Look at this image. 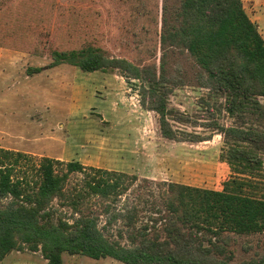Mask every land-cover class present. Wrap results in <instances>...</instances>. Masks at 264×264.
<instances>
[{
	"label": "trees",
	"instance_id": "obj_1",
	"mask_svg": "<svg viewBox=\"0 0 264 264\" xmlns=\"http://www.w3.org/2000/svg\"><path fill=\"white\" fill-rule=\"evenodd\" d=\"M159 43L161 55L152 62L108 57L88 46L53 50L50 66L119 69L127 81L138 80L141 105L157 113L161 135L176 141L188 140L173 124L186 117L169 106V94L179 86L221 94L232 116L263 113L264 37L243 0H163ZM209 127L231 142L224 158L235 175L221 189L144 177L132 196L137 175L48 156L35 162L28 153L0 147V262L13 250L29 249L40 251L47 264H62L64 252L125 264H264V253L235 263L227 242L230 234L264 232V193L255 176L263 168L264 129L217 121ZM81 173L79 185L70 186ZM151 184L159 187L157 195L148 189ZM147 192L153 200L144 198ZM92 195L98 210L87 203ZM55 200L72 208L71 217ZM119 221L122 227L112 235L108 229Z\"/></svg>",
	"mask_w": 264,
	"mask_h": 264
},
{
	"label": "rangeland",
	"instance_id": "obj_2",
	"mask_svg": "<svg viewBox=\"0 0 264 264\" xmlns=\"http://www.w3.org/2000/svg\"><path fill=\"white\" fill-rule=\"evenodd\" d=\"M162 1L0 0V147L28 153L35 162L48 156L137 175L129 192L144 177L221 189L235 175L224 158L231 142L209 125L217 121L264 129V110L259 116L248 113L239 118L225 110L221 94L198 86L176 87L169 94V106L187 120L173 124L179 136L188 139L176 141L161 135L157 113L141 105L138 80L127 81L119 69L87 72L67 63L50 66L53 50L88 46L136 63L158 60ZM36 67L41 70L34 71ZM260 100L264 104V97ZM198 136L209 139L189 140ZM262 159L263 168L255 175L260 194L264 154ZM23 165L18 169L21 175L27 167ZM83 175L72 177L70 186L77 187ZM147 187L156 195L160 192L155 184ZM149 193L144 198L153 200ZM88 199V205L98 210L97 196ZM54 203L71 217L72 208L58 205V200ZM105 219L101 217V226ZM120 227L121 221L114 222L109 233L116 235ZM227 242L235 263L264 253V232L230 234ZM0 264H47V260L40 251L13 250ZM62 264L125 263L64 252Z\"/></svg>",
	"mask_w": 264,
	"mask_h": 264
},
{
	"label": "crops",
	"instance_id": "obj_3",
	"mask_svg": "<svg viewBox=\"0 0 264 264\" xmlns=\"http://www.w3.org/2000/svg\"><path fill=\"white\" fill-rule=\"evenodd\" d=\"M244 6L250 18L257 23L264 37V0H244Z\"/></svg>",
	"mask_w": 264,
	"mask_h": 264
}]
</instances>
